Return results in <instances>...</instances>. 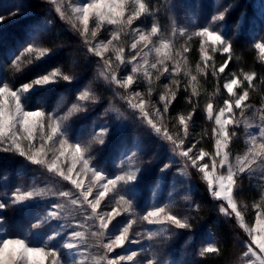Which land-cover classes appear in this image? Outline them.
<instances>
[{
    "label": "snow or ice",
    "instance_id": "obj_1",
    "mask_svg": "<svg viewBox=\"0 0 264 264\" xmlns=\"http://www.w3.org/2000/svg\"><path fill=\"white\" fill-rule=\"evenodd\" d=\"M47 2L83 38L88 46L87 51L103 61L104 70L99 75L108 83L125 90L127 95L121 98L136 114L135 118L151 133L167 142L174 156L183 158L184 167L179 170L180 175H187L184 171L186 168L196 169L213 198L223 202L219 211L228 217L234 215L236 224L247 236L243 241L246 250L240 258L241 264H264V192L261 193L259 202L252 205L257 209L254 224L246 222L245 212L238 206L235 195L243 174L252 179L256 173H264V106L254 113L258 115L259 123H250L247 119L242 121L247 134L243 153L235 155L233 161L229 148L233 137L237 135L234 128L241 124L236 119L234 109H240V116L244 117L245 110L251 107L245 102L249 99L248 89L254 87L255 73H243L242 80L233 74L223 84L228 96L234 99H225L222 107L214 109L213 102L206 103L207 118L215 123L212 129L214 152L203 148L196 150L195 143L185 146V141L189 138V123L194 113L178 115L176 123L172 125L176 129L174 132L165 123L169 107L176 100V92L180 87V81L176 77L181 72L185 77H190L188 84L192 95H199L198 76L188 67L185 55L189 48L185 45L176 48L171 38H161L160 27L155 23L150 30L132 28L134 21L154 15L149 0H85L79 5H73L71 0ZM65 3L68 4L71 15L65 9ZM18 14L20 13L12 12L10 15ZM225 14L226 10L218 12L212 22L223 21ZM5 19L6 17L0 16V23ZM104 25H112L115 30L111 31L110 39L97 41L98 30ZM177 33L181 37L187 35L188 40L193 36L199 38L200 63L196 64V73L206 75L208 68H212L213 76L225 72L231 60L233 46L222 31L211 26V22L209 26L198 27L190 34L185 27H173L171 35L175 36ZM122 36L130 37V40L121 42ZM154 37L157 38L155 41ZM126 46L132 53L127 57ZM254 48L260 60L264 61V39L254 42ZM52 51V48L33 41L19 55L14 56L11 69L14 73L21 72L28 65L49 56ZM216 52L229 54L228 59L218 68L213 62V53ZM153 53L155 60L150 61L149 56ZM121 65L132 67L129 74L118 77ZM152 70H155V76ZM165 73L172 80L171 84L164 85L165 91L159 96V103L163 105L161 108L146 97L151 96L153 80H159ZM141 76L149 85L147 93L134 89L129 92ZM74 79V75L56 68L15 90L8 83H0V151L15 152L33 165L44 166L47 172L67 181L76 190L55 191L47 185L28 190L17 187L6 194V199H0V210H5L9 207L26 206L29 202L47 196L57 198V202L52 203L45 214L31 224L26 235L0 236V264H142L139 257L144 252L143 246L129 250L126 245L140 244L142 238L149 241L160 238L163 241L175 234L172 229L192 227L189 222L190 213L199 206L195 209L189 206V215L184 216L174 213L167 205L156 206L146 214L137 215L134 201L127 192L132 190L142 171L137 163L141 152L139 146L126 154V167L122 174L108 178L91 165L92 157L89 153L94 144H106L112 129L107 126L99 128L87 143L70 141L65 127L68 119L76 113L88 111L89 104L97 103L96 94L90 88L79 92L64 115H49L44 111H30L24 107L25 94L36 87H45L61 80L72 83ZM244 82H247V88L237 93L235 90L241 88ZM231 126L234 127L230 130ZM254 127L258 129L257 132L248 131ZM37 138L40 140L39 146L33 143ZM172 163L175 161L164 164L160 169L161 173L166 172ZM259 179H264V175ZM184 199L188 200L189 197L185 196ZM105 201L108 203L102 209L101 205ZM68 205L72 206L71 210H68ZM77 216L81 219L77 220ZM121 216H126L127 219L114 224ZM2 220L0 217V222ZM53 221L59 223L53 225L47 233L40 231ZM138 221L160 227L155 230L149 228L146 233L134 231V225ZM33 237L40 238L39 242L33 243ZM89 237L93 238V243L88 242ZM91 249H96V252ZM117 249L123 251L115 256L109 255ZM218 252L219 248L213 243L200 249L201 256ZM147 264H159L155 253Z\"/></svg>",
    "mask_w": 264,
    "mask_h": 264
},
{
    "label": "rangeland",
    "instance_id": "obj_2",
    "mask_svg": "<svg viewBox=\"0 0 264 264\" xmlns=\"http://www.w3.org/2000/svg\"><path fill=\"white\" fill-rule=\"evenodd\" d=\"M84 2L85 0H71L73 5L83 4ZM166 2L169 4L170 8L168 16L172 21V26L170 28H160L162 33L161 38H171L176 48H180L181 45H185L189 48V51L185 55L188 58V67L192 71L194 69L190 67L192 60L190 51L196 46L195 43L198 44L197 47L199 48V38L193 36L191 40H188L187 35L181 37L178 33L172 36L173 27L177 29L185 27L190 34L198 27L209 26L211 22V26L222 31L231 42L232 34L230 33L231 29L228 30L227 28L225 20L226 14L223 21L212 22V18L218 12L225 10L227 12V7L226 4L223 3V0H166ZM34 5L39 6L40 9H42L40 11L45 13L42 20H36L39 19L41 12L36 14L33 10ZM65 9L68 10V14L71 15V10L68 9L67 3H65ZM12 12H18L20 14L11 16L10 14ZM0 16L6 17L3 23H0V32L3 30L6 32L7 29L15 25L13 33L7 31L11 34H9L10 36L6 35V32L0 38V83H8L11 87L12 85L6 80V75L9 71L8 63L11 64L14 56L19 55V53L33 41L49 47L50 43L47 40L51 33L57 29L55 28L56 25L61 27L63 31H68L73 34L74 38L83 41V38L72 29L71 24L66 20H62L59 14L55 12L54 6L49 4L47 0H0ZM150 17H141L140 20L134 21L132 28L140 27L144 30H150L152 25L149 22ZM57 19L61 21L60 24L56 23ZM113 30H115L114 26L104 25L98 30L96 40L110 39V34ZM237 31L246 33L253 45L254 42H260L264 39V0H255L254 15L248 18L244 17ZM156 39L155 37L153 38L154 41ZM129 40L130 37L122 36L121 42ZM78 45L82 49L87 50L88 46L84 41L82 44L79 42ZM216 53H213V55ZM131 54L130 48L126 46L125 56L127 57ZM49 56L33 64L36 65L41 63ZM86 58L92 60L91 64L89 63V66H87V69L78 67L66 72L75 76L72 83L61 80L59 83L45 87L38 86L30 93L25 94L23 99L24 107L26 110L30 111H44L49 115H64L75 101L79 92L85 88H90L96 94L97 103L89 104L88 111L76 113L68 119L65 127L70 141L81 143L90 142L94 131L103 126L109 127L112 129V132L106 144L103 146L94 144L89 153L92 157L90 161L91 165L104 173L108 178H114L116 175L122 174L125 170L126 154L139 146L141 152L137 163L142 171L132 190L127 192V195L131 196L134 201V208L137 215L146 214V212L153 207H162L166 205L169 206L171 211L180 216L189 215V206L194 209L197 206L195 200V181L199 179L202 180L201 174L198 173L196 169L186 168L184 171L187 175H180L179 170L184 167L183 158L174 156L170 151L171 146L167 142L151 133L150 130L135 118L136 114L128 108L125 100L121 98L127 95L124 89L118 88L115 84L108 83L99 75V73L104 70L103 61L89 52L86 54ZM149 60H155L154 53L149 56ZM131 67L132 65H121L118 69V77L129 74ZM53 69L56 68L45 69L43 74ZM152 71L155 76V70ZM182 73L183 72H181V74ZM178 77H176V79H178ZM161 80L164 82H162V89L165 91V81L166 84H171L172 77L169 76L168 73H165L159 80L154 79L152 86H156L157 83H160L158 81ZM148 87L147 81L141 76L132 86V89H129V92L134 89L135 91L147 93ZM12 88L15 90L19 87ZM235 91L239 93V88ZM52 94L55 96L53 102L51 101ZM146 98L150 99L152 104L157 107H163L158 101H154L151 96ZM225 99L232 100L234 98H225L221 96L217 100V103L213 102L214 109L222 107ZM249 110L251 109H246L244 117H241L240 109H234L236 119L241 121V124L240 127L234 128L237 135L233 137L229 146L232 153L231 159L233 161L235 155L242 154L246 149L245 141L247 139V134L245 133L242 121L247 119L250 123H259L258 115L254 114L255 116H249ZM257 110L259 109L253 110V113H256ZM209 121H211L213 127H215L214 120ZM165 123L169 126L170 131H176V129L172 127V125L176 123V118L168 119V115L166 114ZM233 127L234 126H231L230 130ZM248 131L257 132L258 129L254 127ZM199 141L200 124L192 117L189 123V138L185 141V146H189L190 143H195L197 145L196 150H199ZM33 143L39 146V138ZM3 155H8L10 157L15 156V158L20 157V159L16 160L20 163L17 167L21 168V172L19 175L12 176V171L0 170V199H6V194L11 193L17 187L28 190L33 187H44L47 185L55 191H76L67 181H63L53 173L47 172L44 166L33 165L30 161L15 152L0 151V159ZM173 160L175 163H172L166 172L161 173V167ZM23 171L24 174H22ZM193 174L196 176L195 181L191 178ZM261 175H264V173H256L252 179H248L247 174H243L239 180V187L235 191L238 206L245 212V219L249 224L255 223V214L257 211L252 205L259 202L260 195L264 192V179H259ZM85 183H87V180ZM185 196L189 197V199L185 200ZM211 197L213 198L212 195ZM110 199L111 196L109 197V200ZM215 201L217 203L216 211L222 218L226 219L227 223L233 226L237 234L235 254L228 264H241L240 258L243 251L246 250L243 246V241L247 239V236L236 224L234 215L228 217L219 211V207L223 202L218 200ZM54 202H57L56 197L47 196L43 199L29 202L26 206L9 207L5 210H0V217L3 218L2 222H0V236L26 235L31 228V224L45 214L49 206ZM107 203L108 201L102 203L101 208L104 209ZM71 208L72 206L68 205V210H71ZM69 219L71 220L72 218L69 217ZM76 219L79 220L81 217L77 216ZM126 219V216H121L113 223L123 222ZM189 222L192 225L190 229H172L175 234L166 240L161 241L160 238H156L155 240L149 241L142 238L140 244H128L126 248L131 250L139 249L143 246L144 252L139 257L142 264H147V261L153 258V253H155V259L159 264H200V260L204 258V255H200V249L208 243H213L217 246L216 234L210 227L205 226L200 221L197 210L190 213ZM58 223L57 221H53L51 225H45L40 231L42 233H47L53 225ZM159 227L158 225H147L146 222L140 223L138 221V223L134 225V231L146 233V230L149 228L155 230ZM39 239L38 237H33L32 242L37 243ZM88 242L93 243V238L89 237ZM91 251L96 252V249H91ZM122 251L123 249H117L109 255L115 256Z\"/></svg>",
    "mask_w": 264,
    "mask_h": 264
},
{
    "label": "trees",
    "instance_id": "obj_3",
    "mask_svg": "<svg viewBox=\"0 0 264 264\" xmlns=\"http://www.w3.org/2000/svg\"><path fill=\"white\" fill-rule=\"evenodd\" d=\"M151 7L154 10V15L150 17L149 22L151 24L155 23L160 28H170L172 26V21L169 14V4L166 0H149ZM226 4V24L228 30L232 34L231 43L233 46V51L230 54L231 60L224 73H217V75H212V68H208L206 75H200L196 73V64L200 63V52L199 48L194 46L190 53L192 56L191 68L193 74L198 76V92L199 95L193 96L191 87L188 84L190 77H185L182 73L179 75L178 80L180 81V87L176 92V100L170 105L169 111L167 113L168 119L177 118L178 115L188 113H194L192 115L193 119L200 124V141L198 146L203 148L205 151L214 152V141L212 129L213 124L206 117V103L211 101L217 103V100L224 96L229 98L227 91L223 88V84L227 82L229 78H232L235 74L241 80L243 79V73L254 72L256 79L253 81L254 87L249 90V99L245 102L251 107L248 109L249 116H255L253 110L260 109L264 106V63L260 60L257 50L250 41V38L244 32H238L237 28L241 20L245 17H252L254 15L255 0H223ZM39 5V4H38ZM158 9V11H156ZM34 12L40 13L42 9L39 6H33ZM41 17L36 20H42L45 13L42 11L40 13ZM60 20L57 19L56 23L60 24ZM15 25L6 30V32L14 31ZM57 28L53 33H51L49 39L47 40L50 44L49 47L53 49L52 54L43 62L38 64H31L25 67L21 72H13L11 69V64L8 63L9 71L6 75V80L12 87L18 88L24 83H28L34 78L43 74V71L48 68H59L65 72L71 71L73 68L84 67L87 69L89 63L91 64V59L86 58L88 53L86 49H82L78 44L82 40L74 38L73 34L68 31H63L61 27L55 26ZM5 30L0 32V38ZM6 35L10 36L8 33ZM10 34V35H9ZM78 46V47H77ZM229 54L226 53H216L213 55V62L218 68L225 60L228 59ZM86 63V65H85ZM212 63V62H210ZM201 67L203 64L201 63ZM156 86H152L151 97L154 101L159 102L160 94L164 93L162 89V82L158 81ZM170 82V81H167ZM164 83V82H163ZM166 84V81H165ZM175 87V86H173ZM247 88V82H244L242 88H239V93ZM55 96L52 94L51 101L53 102ZM191 101V102H190ZM16 159L20 157H10L3 155L0 159V170L12 171V176L19 175L21 168L17 167L20 163ZM20 168V169H19ZM24 174V171L22 172ZM194 181L196 176L193 174L191 177ZM195 200L197 203L200 221L207 227H210L216 234L219 248L218 253H210L204 255V258L200 260V264H228L235 254L236 249V232L233 226L227 223L226 219L222 218L216 211V201L211 197L206 183L201 179L195 181Z\"/></svg>",
    "mask_w": 264,
    "mask_h": 264
}]
</instances>
